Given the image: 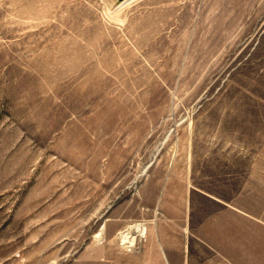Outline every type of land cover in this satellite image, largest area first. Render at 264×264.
Listing matches in <instances>:
<instances>
[{"label":"rangeland","instance_id":"1","mask_svg":"<svg viewBox=\"0 0 264 264\" xmlns=\"http://www.w3.org/2000/svg\"><path fill=\"white\" fill-rule=\"evenodd\" d=\"M236 156L264 168V0H0V264H165Z\"/></svg>","mask_w":264,"mask_h":264},{"label":"crops","instance_id":"2","mask_svg":"<svg viewBox=\"0 0 264 264\" xmlns=\"http://www.w3.org/2000/svg\"><path fill=\"white\" fill-rule=\"evenodd\" d=\"M244 159L235 157L239 174L219 194L196 190L203 204L186 208L185 224L160 232L165 264H264V168L253 162L244 175Z\"/></svg>","mask_w":264,"mask_h":264},{"label":"bare ground","instance_id":"3","mask_svg":"<svg viewBox=\"0 0 264 264\" xmlns=\"http://www.w3.org/2000/svg\"><path fill=\"white\" fill-rule=\"evenodd\" d=\"M131 230H134L138 235L133 236L131 234ZM147 234V227L145 224L137 223L135 225L130 226L128 229L121 231L119 233V239L122 240L123 244H128V246L132 247L135 245L138 237H145ZM100 237V235L98 236Z\"/></svg>","mask_w":264,"mask_h":264},{"label":"water","instance_id":"4","mask_svg":"<svg viewBox=\"0 0 264 264\" xmlns=\"http://www.w3.org/2000/svg\"><path fill=\"white\" fill-rule=\"evenodd\" d=\"M115 1L118 2V3H123V2L129 1V0H115Z\"/></svg>","mask_w":264,"mask_h":264}]
</instances>
